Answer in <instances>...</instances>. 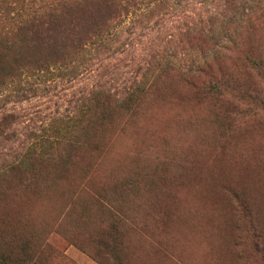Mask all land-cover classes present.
<instances>
[{
    "label": "rangeland",
    "instance_id": "rangeland-1",
    "mask_svg": "<svg viewBox=\"0 0 264 264\" xmlns=\"http://www.w3.org/2000/svg\"><path fill=\"white\" fill-rule=\"evenodd\" d=\"M248 2L153 1L83 61L9 84L0 91V152L30 130L44 132L88 87L120 93L149 78L159 59L189 62L179 47L186 31L222 33ZM185 86L147 97L139 118L116 127L98 155L81 153L64 184L0 192L1 257L9 264H115L114 255L120 264H264V113L233 112L228 130L214 99ZM83 166L98 182L132 168L151 181L143 205L126 204L131 222L117 233L73 207L71 198L87 202L93 186Z\"/></svg>",
    "mask_w": 264,
    "mask_h": 264
},
{
    "label": "trees",
    "instance_id": "trees-1",
    "mask_svg": "<svg viewBox=\"0 0 264 264\" xmlns=\"http://www.w3.org/2000/svg\"><path fill=\"white\" fill-rule=\"evenodd\" d=\"M153 1L162 0H0V91L83 61L89 48L103 46L124 17L141 14ZM244 7L222 33L190 27L179 45L189 62L159 59L149 80L120 93L104 85L88 87L44 132L42 127L30 130L15 149L0 152V192L16 186L54 185L47 188L51 189L64 184L80 165L82 152L98 155L116 127L125 129L139 118L147 97L174 92V84L189 86L198 99L211 96L216 114L230 121L228 130L234 129L233 112L263 114L264 0H252ZM81 169L93 186L87 202L71 198L73 207L87 221L97 218L117 233L130 221L126 204L132 200L143 205L141 190L151 181L135 168L119 176L110 171V179L100 182L86 174L87 167ZM72 190L67 188L69 194ZM113 258L120 264L118 257ZM0 264L9 262L0 255Z\"/></svg>",
    "mask_w": 264,
    "mask_h": 264
}]
</instances>
